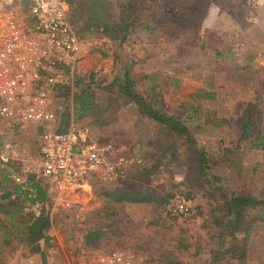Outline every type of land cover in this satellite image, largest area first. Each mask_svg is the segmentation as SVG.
Returning a JSON list of instances; mask_svg holds the SVG:
<instances>
[{
    "label": "rangeland",
    "instance_id": "374dc122",
    "mask_svg": "<svg viewBox=\"0 0 264 264\" xmlns=\"http://www.w3.org/2000/svg\"><path fill=\"white\" fill-rule=\"evenodd\" d=\"M137 1L139 18L124 43L125 53L118 48V55L108 56L118 44L81 40L77 77L94 74L95 84H106L126 67L136 75L137 92L150 95L153 82L148 78L154 76L161 96L157 109L179 118L193 131L206 153L209 174L218 181L206 184L181 139L141 120L136 107L117 99L111 106L115 123L125 134L117 140L126 159L118 183L159 195L181 194L188 197L192 214L187 218L170 215V200L163 208L124 205L116 217L96 219L95 212L103 204L98 189L90 184L71 195L68 205L48 198L45 209L53 233L47 244L42 243L44 262L39 254L25 262L22 258L27 248L23 246L17 255L24 243L23 226L8 236L7 244L3 243L1 226H9V222L16 226L18 215L5 207L7 201H0V264H82L90 256L115 250L125 253L132 264H209L210 252L216 248L211 220L221 215L216 210L219 201L213 198V188L220 186L228 194L264 199V149L256 148L254 137L241 136L248 118L253 131L264 136V53L257 54L264 39L254 31L256 22L261 21L257 5L253 0ZM241 2L245 6L241 7ZM158 25L166 31L173 27L175 37L166 36ZM95 93L97 104L105 106L109 96L101 90ZM64 109L72 112L71 98L63 104ZM247 111L251 114L245 117ZM91 118L76 122L100 138L103 133ZM39 129L29 124L19 133L5 135L0 126V145L8 139L34 162L42 132ZM142 169L152 173L141 177ZM14 172L22 175L19 167ZM21 182L22 178H14L5 188L12 190ZM5 188H0V195ZM40 211L27 206L20 214L38 215ZM260 214V210L248 214L254 223L246 264H264V222L255 220ZM93 229L103 230L106 239L85 249L81 237Z\"/></svg>",
    "mask_w": 264,
    "mask_h": 264
},
{
    "label": "built area",
    "instance_id": "2783aa9c",
    "mask_svg": "<svg viewBox=\"0 0 264 264\" xmlns=\"http://www.w3.org/2000/svg\"><path fill=\"white\" fill-rule=\"evenodd\" d=\"M82 46L69 23L65 0H0V126L5 135L29 124L42 130L34 162L7 139L0 145V166L11 170L16 180L22 178L18 184L44 183L49 197L63 206L92 182L121 179L126 168L121 149L97 143L87 127L71 121L65 132L56 131L63 92L68 89L72 96ZM42 206L34 202L28 207L37 212ZM168 213L187 218L192 206L177 194ZM82 264L132 263L115 250L90 256Z\"/></svg>",
    "mask_w": 264,
    "mask_h": 264
},
{
    "label": "trees",
    "instance_id": "16d2710c",
    "mask_svg": "<svg viewBox=\"0 0 264 264\" xmlns=\"http://www.w3.org/2000/svg\"><path fill=\"white\" fill-rule=\"evenodd\" d=\"M69 7L72 23L71 27L80 40L107 39L118 45L125 43L131 29L138 21L140 11L137 0H65ZM95 75L89 77H77L74 82L71 96L72 112L64 109L58 117L56 131L63 133L70 122L78 126L77 119L92 116V121L102 131L103 136L95 137L99 144H111L119 147L117 138L125 135L117 127L112 108V103L118 100L125 104H131L137 109V116L141 120L152 122L163 132L173 134L181 139L186 147L197 173L206 181V184L213 185L218 179L209 174L208 160L205 151L198 144L193 131L190 130L179 118L157 109L156 104L161 103V96L153 84L150 86V95H143L137 92L136 75L125 67H121L112 80L106 84H95ZM101 90L109 96L105 106L97 104L96 91ZM63 104L69 99V90L63 92ZM118 99V100H117ZM107 104V105H106ZM96 111V114L94 113ZM251 114L246 112L245 117ZM249 119V118H248ZM242 128V137L249 139L254 137L253 142L256 148L264 149V136L259 131H253L251 122L248 121ZM41 130V128L39 129ZM42 131V130H41ZM149 145H151L149 143ZM169 148H166V152ZM151 169H142L141 177H148ZM14 182L11 170L0 166V188ZM98 189L97 195L102 200V207L95 212L96 219L109 220L119 212L124 205H149L155 208L167 207L173 196L159 195L152 191H143L134 186L128 188L118 181L107 184L92 182ZM214 189V199L219 201L216 210L221 215L213 216L211 224L215 229L216 248L210 252L209 264L234 263L246 264L247 245L249 235L254 223L249 219L250 211L260 210L262 214L256 216L255 220L264 222V199L245 194H228L217 186ZM185 197V196H184ZM49 198L47 186L44 183H35L29 180L24 184H15L12 190L3 189L0 201H7L5 207L12 209L18 215L17 224L9 222V226L3 224V243H8V236L19 227H24V247L27 251L24 257L36 254L41 256L44 262V254L41 244H47L48 234L53 226L48 212L45 209ZM188 200V197H185ZM189 201V200H188ZM40 202L43 204L38 215L20 214L23 208ZM1 207V204H0ZM7 213V210H5ZM106 233L101 229L88 230L81 237L82 246L87 249L94 243H100L106 239ZM177 264V263H176Z\"/></svg>",
    "mask_w": 264,
    "mask_h": 264
},
{
    "label": "crops",
    "instance_id": "0c3cea01",
    "mask_svg": "<svg viewBox=\"0 0 264 264\" xmlns=\"http://www.w3.org/2000/svg\"><path fill=\"white\" fill-rule=\"evenodd\" d=\"M254 4H256L257 5V7H258V10H259V12L261 13L260 14V17H261V21L259 20L258 22H256V26L254 27V31H256L257 33H259V35L261 36V38L262 39H264V0H258L257 1V3H254ZM240 6L242 7V6H245V4H243V2H241V4H240ZM140 13V12H139ZM138 18H139V15H138ZM137 23V22H136ZM142 26H143V24H142ZM144 27H146V26H144ZM158 27V30H162V29H164V28H162L163 26L162 25H158L157 26ZM162 28V29H161ZM133 29V28H132ZM131 29V30H132ZM166 29V28H165ZM174 28L172 27V28H170L169 27V29L166 31V30H162V31H164V34L167 36V35H169V37L170 38H174L175 37V34H174V30H173ZM130 33H131V31H130ZM161 34V33H160ZM128 38H129V36H128ZM127 38V39H128ZM107 41L108 43H111L112 45H114L115 46V44L116 43H112L111 41H109V40H107V39H101V41ZM127 41V40H126ZM125 41V42H126ZM122 46V47H121ZM124 49V43L123 44H120L119 46H117V47H115V49H113V50H111V51H108L107 52V55L109 56V55H112L113 53H114V55L116 54V55H118V53L119 52H116V49ZM128 48V47H127ZM125 49H124V52L123 53H125ZM262 53H264V45L260 48V49H258V51H257V54L258 55H261ZM126 68V67H125ZM152 78H153V80H156L155 79V77L154 76H152ZM52 231H50L49 232V234H48V239H49V241H50V238L52 237ZM48 241V242H49ZM23 242H24V239H23ZM47 242V243H48ZM18 245H19V243H17ZM25 245V243H22L20 246H19V251H17L18 253H17V255H20V253L22 252V249H23V246ZM45 245V244H44ZM43 244H41V250L43 251V246H44ZM37 255V254H36ZM36 255H33V256H31V257H23V258H27V259H23L22 258V260L23 261H25V262H27V260H30L31 258H34ZM17 264H20V261H19V263H17Z\"/></svg>",
    "mask_w": 264,
    "mask_h": 264
}]
</instances>
